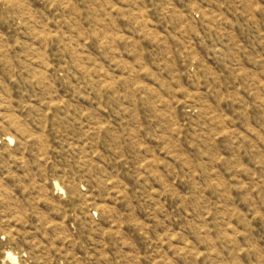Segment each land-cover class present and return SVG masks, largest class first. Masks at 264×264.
Here are the masks:
<instances>
[{
    "label": "rangeland",
    "instance_id": "rangeland-1",
    "mask_svg": "<svg viewBox=\"0 0 264 264\" xmlns=\"http://www.w3.org/2000/svg\"><path fill=\"white\" fill-rule=\"evenodd\" d=\"M0 264H264V0H0Z\"/></svg>",
    "mask_w": 264,
    "mask_h": 264
}]
</instances>
